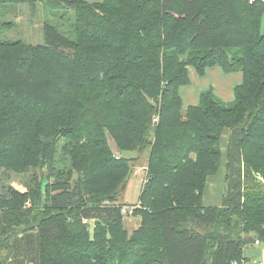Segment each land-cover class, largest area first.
Instances as JSON below:
<instances>
[{"label": "trees", "instance_id": "obj_1", "mask_svg": "<svg viewBox=\"0 0 264 264\" xmlns=\"http://www.w3.org/2000/svg\"><path fill=\"white\" fill-rule=\"evenodd\" d=\"M9 1L72 9L74 26L0 42V264H243L264 246L262 0ZM214 67L242 74L232 104L209 90L184 108L189 68ZM127 152L148 155L131 233ZM29 172L23 193L5 178Z\"/></svg>", "mask_w": 264, "mask_h": 264}, {"label": "rangeland", "instance_id": "obj_2", "mask_svg": "<svg viewBox=\"0 0 264 264\" xmlns=\"http://www.w3.org/2000/svg\"><path fill=\"white\" fill-rule=\"evenodd\" d=\"M88 2H96L97 0H86ZM48 23L54 27L63 35L73 38V26H74V11L72 9L53 11L46 4L41 2L35 4L28 3H14L9 0H5L0 6V42L14 43L21 41L27 45H40L43 44V25ZM219 72L222 73L220 76L221 83L209 76V72L215 71L210 70L204 76L195 75L194 72L191 73V84L180 89V94L184 101V108L189 103L184 99V93L186 88L193 86V90L196 97L192 102L198 103L200 94L205 91L211 90L216 99L225 105H230L234 101L233 89L234 86L241 82L242 74L241 72L224 73L218 67H214ZM213 69V68H212ZM227 80V82L224 81ZM223 90V91H222ZM226 90V92L224 91ZM183 108V110H184ZM108 143L111 149L115 150V145L112 139L108 136ZM64 144L59 143L58 145V156L62 166L63 154L62 148ZM224 146L222 145V148ZM120 156V154H118ZM123 157H132L131 159H136L133 165V172L128 180V183L118 197L117 202L122 205V208L128 207V205L139 204V195L141 193V188L143 186V181L146 176L145 165L147 162V153L133 154L132 152H127V154H122ZM31 172L27 174L17 175L14 173H5V178H7V183L19 192H25L26 188L24 182L27 180ZM218 174V173H217ZM216 174V175H217ZM217 190L220 195L224 194L225 186L221 187L217 185ZM210 196L204 190L203 205H216L215 199H210ZM221 204V201H220ZM141 220L139 215H123V225L128 233L137 229ZM90 237H93L95 222L93 220L87 221L86 224ZM264 249V246L253 245ZM253 247H248V250H253ZM258 249V248H257ZM246 250V253H248ZM263 258V257H262ZM256 263L254 264H264V260L255 257ZM251 263V262H250Z\"/></svg>", "mask_w": 264, "mask_h": 264}, {"label": "crops", "instance_id": "obj_3", "mask_svg": "<svg viewBox=\"0 0 264 264\" xmlns=\"http://www.w3.org/2000/svg\"><path fill=\"white\" fill-rule=\"evenodd\" d=\"M263 2H264V0H262ZM220 69V68H219ZM210 70H215V71H212V72H209V76L210 77H212V78H215L216 80H218L220 83H221V81H220V76L222 77L223 75H222V73L221 72H219L217 69H215V68H209V69H207L206 70V73H207V71H210ZM221 70V69H220ZM189 78H190V84H191V73L192 72H194V74L195 75H197L196 73H195V71L192 69V68H189ZM222 71V70H221ZM205 73V74H206ZM224 81L225 82H227V80L226 79H224ZM241 81H242V78H241ZM241 83V82H240ZM239 83V84H240ZM189 84V85H190ZM222 84V83H221ZM239 84H237V85H239ZM237 85H235V86H237ZM234 86V87H235ZM223 91V90H222ZM225 92H226V90H224ZM184 99L186 100V102L187 103H189L188 105H186V106H189V105H196L197 103H195V102H192V100H194L195 99V97H196V94H195V92H194V90H193V86H191V87H188V88H186V92L184 93ZM182 97V96H181ZM183 100V99H182ZM183 103H184V101H183ZM225 142H226V136H224V138H223V148H222V152H224V150H225ZM113 151V150H112ZM113 153H115L116 155L118 154V150L115 148V150L113 151ZM125 154H127V153H125ZM133 154H135V153H133ZM146 166V165H145ZM220 184H221V187H222V185L224 184V159H223V161H222V165L220 166V169H219V171H218V174L217 175H215V176H211V177H209L208 178V181H207V184H206V188H205V191H206V193H208V195L210 196L209 198L210 199H215V202H216V205H209V206H219L220 205V201H221V199H222V195H220V192H218V190H217V185H219L220 186ZM142 189V188H141ZM118 203V202H117ZM118 204H120V203H118ZM204 206H206V205H204ZM251 247H253L254 249L253 250H251V251H249L248 250V248H244V250H243V255H244V257H246L247 259H248V261L247 262H245V263H243V264H254V263H256V260H255V257H258V258H261V259H263L264 260V249H261V248H259V247H256V246H251ZM258 248V249H257ZM246 250H248V253H246ZM263 257V258H262ZM251 262V263H250Z\"/></svg>", "mask_w": 264, "mask_h": 264}, {"label": "built area", "instance_id": "obj_4", "mask_svg": "<svg viewBox=\"0 0 264 264\" xmlns=\"http://www.w3.org/2000/svg\"><path fill=\"white\" fill-rule=\"evenodd\" d=\"M139 207V205H137V206H135V207H130V208H124V211H122V214L123 215H127V211L129 210V213H133V209L134 208H138ZM255 245H259V242L258 241H255Z\"/></svg>", "mask_w": 264, "mask_h": 264}, {"label": "bare ground", "instance_id": "obj_5", "mask_svg": "<svg viewBox=\"0 0 264 264\" xmlns=\"http://www.w3.org/2000/svg\"><path fill=\"white\" fill-rule=\"evenodd\" d=\"M251 1H253V0H251ZM143 184H144V181H143ZM135 206H137V205H128V207H125V208H130V207H135ZM136 208H134L133 209V211L135 210ZM130 210V209H129ZM129 210L127 211V215H130L131 213H129ZM122 211H124V208H122L121 209V214H122ZM123 215V214H122ZM255 244V243H254ZM260 244V243H259ZM233 264H235V263H233Z\"/></svg>", "mask_w": 264, "mask_h": 264}]
</instances>
